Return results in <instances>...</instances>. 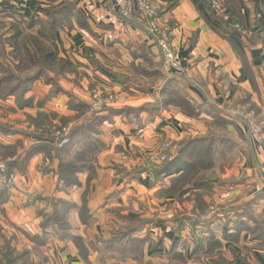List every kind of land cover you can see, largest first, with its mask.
<instances>
[{"label":"crops","instance_id":"obj_1","mask_svg":"<svg viewBox=\"0 0 264 264\" xmlns=\"http://www.w3.org/2000/svg\"><path fill=\"white\" fill-rule=\"evenodd\" d=\"M152 1L183 73L163 68L155 39L136 15L121 25L108 18L112 0H0L4 31L15 21L30 31L25 25L35 20L32 33L47 35L66 68L35 79L19 99L0 95V143L15 149L3 158L14 185L0 202V246L26 250L37 264H112L117 253L124 264H175V254L187 251L169 219L192 206L164 190L183 168L174 165L156 181L138 170V148L153 150L163 140L172 142L169 159L189 137L210 136L213 148L231 149L218 161L226 163L219 174L205 178L210 198L230 209L245 204L253 216L264 210V0H221L230 24L239 25L234 32L207 0ZM58 8L62 20L48 28L47 13ZM93 89L116 99L90 110ZM39 114L51 127L73 122L70 145L39 139ZM247 118L258 123L260 141ZM51 199L72 205L69 235L81 237L84 257L44 222ZM234 220L229 231L218 217L207 224L231 263L228 248L239 249L236 242L247 237L244 219Z\"/></svg>","mask_w":264,"mask_h":264},{"label":"trees","instance_id":"obj_2","mask_svg":"<svg viewBox=\"0 0 264 264\" xmlns=\"http://www.w3.org/2000/svg\"><path fill=\"white\" fill-rule=\"evenodd\" d=\"M56 14H58V16H56ZM60 20H62V17H60L59 8L47 13L46 23L48 28H53L57 21ZM35 23V20L27 22L25 26L30 29V31L27 30L24 32L22 29V23L15 21L11 23L8 32L0 35V66H2L3 69H6V66L13 65L11 68L16 69L17 71V74H13V71L7 68V73L12 75L0 79V95L2 96L8 94H20L18 97H22V95L31 88V84L35 79L39 77H46L49 79L48 70L54 72L55 74L63 73L66 70L63 62L50 49L47 35H45L42 30L40 31V35L32 33V27ZM7 60L9 62H7ZM12 80H14V84L10 85V81ZM218 119H220V116ZM36 122H40L39 124L47 122V116L45 114H39ZM50 126L51 125L46 124L45 129L50 128ZM0 129H2L1 124ZM2 130L4 131V128ZM47 134L42 132L37 137L39 139L46 140L47 142H50V140L54 142L53 138ZM209 137L210 136H197L193 138H185L181 141L180 148L175 158H168L166 161L158 165L157 168L142 167L141 170L143 169L145 171H149L153 176V181H156L161 178L163 173H168L174 165H177L183 168L181 172L183 175L178 177L181 174L180 173L172 177L171 181H174V183L177 181L188 183L192 180L196 184L199 183L200 185L203 184L209 187L211 186V183L207 182L203 175L200 176L198 180L193 179L191 176L192 173L193 175H197L200 173L201 169L204 170L208 167L207 163H209L211 149L213 148V141L210 140L211 138L207 139ZM11 148V146L0 143V156L2 158H6L8 155L15 152V149L11 150ZM31 150L33 151L34 149ZM31 150H28L25 155H29ZM198 161L200 165L197 164ZM6 168H8L7 162ZM7 174L9 175L8 172ZM174 186L175 185L171 183L170 188L173 190ZM8 193L7 189L0 190V202H3V200L7 198ZM197 197H200V195ZM50 204L52 206V212L45 216L44 222L46 224H50L55 229L59 237L63 238L68 236L77 246L81 256L84 257L86 249L82 243L81 237L77 235H69L67 211L72 205L67 204L64 201L54 199L50 200ZM83 208L84 206L82 209ZM120 234L123 235V233ZM207 240V244L210 246L207 247L206 253L212 252L211 250H213V247L216 244V240L213 238H207ZM210 241L214 242L210 243ZM198 244L200 243L198 242ZM233 254L235 258L238 259V256L235 253ZM28 256V251H17L15 248L11 247L9 243H3L0 246V264H25L26 262L29 264H31V262L32 264H37L33 261L29 262L30 260ZM212 262L213 264H230V262L222 254L214 257Z\"/></svg>","mask_w":264,"mask_h":264},{"label":"rangeland","instance_id":"obj_3","mask_svg":"<svg viewBox=\"0 0 264 264\" xmlns=\"http://www.w3.org/2000/svg\"><path fill=\"white\" fill-rule=\"evenodd\" d=\"M4 27H5V22L0 21V35H3L5 33ZM7 62H9V61L7 60ZM12 66L13 65H11V66L8 65V66H6V69H3V67L0 66V79L6 78L9 75H12L10 73H7L8 69H11L13 71V74H17L16 69L11 68ZM48 71H49V73H48ZM48 71H47L48 75L50 73L52 74V72L50 70H48ZM13 84H14V80L10 81V85H13ZM10 85H8V86H10ZM91 91H92L91 92V95H92V93L94 92V89ZM96 92H100V91L96 90ZM14 95L17 99L21 98V97H18V96H20V94H17V95L14 94ZM92 102H93V99L91 97L90 98V108H89L90 110L94 109V108L92 109V105H91ZM102 106L104 107V105H102ZM98 111H95V112H98ZM64 123L67 124L68 122H64ZM255 123L258 126V123L257 122H255ZM46 124H48V123L44 122V123L40 124L39 128L36 129V131H38V129H39V132L37 134L45 132L46 134L48 133L49 136L51 137L50 128L45 129ZM71 124L74 126L73 122H71ZM57 125H59V123H57ZM58 127L60 128L62 126L59 125ZM258 128H259V126H258ZM72 129H73V127L71 128L70 133L72 132ZM260 133H261V131L259 130V134ZM221 135L229 137V135H226L225 133H221ZM69 137H70V134H69ZM70 143H71V140L66 145H64L62 147L68 146V145H70ZM54 144L56 145L55 142H54ZM56 146H58V145H56ZM62 147H60V148H62ZM229 151H231V149L220 148V150H218L216 148H212L211 153H210L209 163H207V166H208L207 168L210 169L211 167H213L214 169L209 170L208 172L201 169L200 173H198L197 175H193V173H192L191 176L193 177V179L198 180L200 178V176L203 175L208 180L210 178V176H213L214 174H216V175L219 174V172L217 173L216 170L219 167L222 170L223 169L222 167H225V165H226V163L223 166L219 165V162L224 161L225 155ZM168 154H169V152H168ZM168 158H169V156L167 157V159ZM0 160H2L6 165V160H4L2 157H0ZM197 164L200 165L199 161L197 162ZM142 167L148 168L147 166H143V164L142 165L140 164L138 167V170ZM7 172H8V170H7ZM147 172H149V171H147ZM149 174L151 175L150 172H149ZM181 175H183V173H181L178 177H180ZM151 179H152V177H151ZM168 183L170 185H168L165 188L164 192L170 193L171 195L173 193H175L176 194V200L179 203H181L182 200H184V199H190L191 206H192L190 212L176 213L172 216V219L171 218L169 219V221L173 223L172 229H173V232L175 233L176 238L178 237V239H181V242L179 244L181 246H179V248L183 251V253L185 255H186V251H187V256L177 255V254L175 255L176 256L175 257V264H213L212 259L214 257H216L217 255L223 253L222 250H220L222 247V243H221L219 237H216L217 235L215 234V232L207 226L209 221H212L213 219H215L217 217L219 218V220L221 221L222 224L227 225L226 231H229L232 229L229 226L234 227V221H235L234 219L243 218L244 222H245L244 223L245 225H240V226H241V228H246L245 231L247 233V237L244 239L241 238V239H239L238 242H236L237 247H239V249H235L232 246H230L228 248V251L230 252L229 257L232 258L233 263H231L229 261L228 257H226L227 254H224V255L222 254L230 262V264H264V210L259 211V212H255L254 216H253V214L248 211V207L245 204H243V205L241 204V206L238 209H235L234 207H233V209H230L229 206L225 207V206H223L222 203L210 198V196L212 195V192H213L212 184H211V186L208 187V186L203 185V184H201V185L199 183L196 184L192 180L189 181L188 183H182V181H177L174 183V181H171V183H173V185H175L173 190H172L170 188V186H171L170 181ZM206 187L210 190V192L207 193L205 191ZM186 188H190L191 190L189 189V191L187 192V195L184 196L183 190ZM170 191H172V192H170ZM198 195H200V197H197ZM204 195H207L210 199L205 201ZM35 197H36V195H35ZM35 197H32L29 200L32 201L33 199H35ZM260 197H261V195H257V198H260ZM49 205L51 206V204H49ZM51 212H52V206H51ZM232 217H233V219H232ZM232 220H234V221H232ZM248 222H249V224H248ZM248 225L250 227H248ZM238 229L240 232L241 229L237 228V230ZM222 235L223 236L226 235L225 230L222 231ZM207 238L215 239L216 244L213 247V250H211L212 252L206 253L207 247L210 246L209 244H207V241H208ZM235 240H236V238L231 240V241L235 243ZM198 242L200 244H198ZM213 242L214 241H210V243H213ZM247 243H251L254 247L253 248L254 250L253 249L249 250L248 249L249 246ZM173 249H174V247H173ZM173 252H174V250H173ZM233 253H235L238 256V259L235 258ZM121 258L122 257L118 256V253H117V256L115 258L116 262H113L112 264H124L122 262ZM29 262H31V261H29ZM25 264H29V263L26 262ZM31 264H32V262H31Z\"/></svg>","mask_w":264,"mask_h":264},{"label":"built area","instance_id":"obj_4","mask_svg":"<svg viewBox=\"0 0 264 264\" xmlns=\"http://www.w3.org/2000/svg\"><path fill=\"white\" fill-rule=\"evenodd\" d=\"M112 10L108 11V18L115 24H123V22L132 16L136 15L144 24L147 33L155 39L160 50L162 66L169 72L183 73L185 66L181 59L177 56L171 41L167 38L166 32L159 28L158 12L153 5L152 0H112ZM212 13L222 21L228 32L239 30L238 24H230V15L221 0H207ZM93 111L100 110L102 105H111L116 99L112 94H103L94 91L91 95ZM247 125L250 128L252 138L259 141V128L253 118L246 119ZM50 126V134L56 145L62 147L69 142L70 130L73 127L71 122ZM53 128V129H52ZM172 147L171 140H163L155 149L146 150L142 147L138 148V153L141 156L143 166L157 167L163 163L167 157L169 149ZM14 185V180L7 174L5 163L0 160V190L7 189ZM36 192L29 194L30 198L35 197Z\"/></svg>","mask_w":264,"mask_h":264}]
</instances>
